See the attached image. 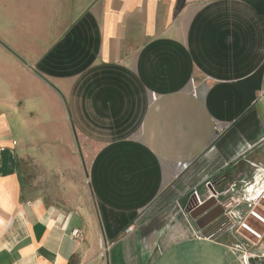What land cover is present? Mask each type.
I'll use <instances>...</instances> for the list:
<instances>
[{
  "label": "crops",
  "instance_id": "1",
  "mask_svg": "<svg viewBox=\"0 0 264 264\" xmlns=\"http://www.w3.org/2000/svg\"><path fill=\"white\" fill-rule=\"evenodd\" d=\"M28 143L68 208L24 198ZM256 168L264 0H0V264H244L207 197Z\"/></svg>",
  "mask_w": 264,
  "mask_h": 264
},
{
  "label": "built area",
  "instance_id": "2",
  "mask_svg": "<svg viewBox=\"0 0 264 264\" xmlns=\"http://www.w3.org/2000/svg\"><path fill=\"white\" fill-rule=\"evenodd\" d=\"M179 166L185 170L191 166V162H180ZM219 194L216 189L212 188L207 197L220 201L225 208L218 232H228L234 235L240 242L235 247L241 252H243L242 244L244 248L249 245L257 246L264 240V232L258 231L247 220L251 217L264 225V169L256 168L252 180L243 183L232 182L228 189L223 192L228 196L227 201L222 202L219 199ZM258 195L260 198H257ZM242 229L253 235L257 242L243 234ZM242 236L244 237L243 243L240 240ZM70 237L72 240H80L82 239V232L79 229H74ZM243 261L245 264L246 253L243 255Z\"/></svg>",
  "mask_w": 264,
  "mask_h": 264
},
{
  "label": "rangeland",
  "instance_id": "3",
  "mask_svg": "<svg viewBox=\"0 0 264 264\" xmlns=\"http://www.w3.org/2000/svg\"><path fill=\"white\" fill-rule=\"evenodd\" d=\"M43 144H35L33 147L30 143L26 145L23 152V166L24 173V189L23 194L26 199H39L48 204L58 205V207H64L59 205L72 204L80 192L77 190H68V185L65 184V177L63 173V165L61 160H54L44 158L42 152ZM255 220V219H253ZM254 228L260 232H264V225L260 222H255L250 219L247 220ZM242 233L248 238L257 242V239L247 231L242 229ZM242 243L244 237L240 238ZM235 245L240 244L238 239L234 240ZM264 250V240H262L257 246L243 247L242 244V259L243 255L255 253V251L261 252Z\"/></svg>",
  "mask_w": 264,
  "mask_h": 264
},
{
  "label": "flooded vegetation",
  "instance_id": "4",
  "mask_svg": "<svg viewBox=\"0 0 264 264\" xmlns=\"http://www.w3.org/2000/svg\"><path fill=\"white\" fill-rule=\"evenodd\" d=\"M223 212H224V210H223ZM215 213H217V211H215ZM211 214H214V212H213V213H211ZM223 214H224V213H223ZM211 216H214V215H211ZM222 217H223V216H222ZM216 224H217V226H218V225H220V224H221V222H217Z\"/></svg>",
  "mask_w": 264,
  "mask_h": 264
},
{
  "label": "water",
  "instance_id": "5",
  "mask_svg": "<svg viewBox=\"0 0 264 264\" xmlns=\"http://www.w3.org/2000/svg\"><path fill=\"white\" fill-rule=\"evenodd\" d=\"M202 208H203V207H202V206H200V207H199V208H197L196 210H197V211H199V210H201Z\"/></svg>",
  "mask_w": 264,
  "mask_h": 264
},
{
  "label": "bare ground",
  "instance_id": "6",
  "mask_svg": "<svg viewBox=\"0 0 264 264\" xmlns=\"http://www.w3.org/2000/svg\"><path fill=\"white\" fill-rule=\"evenodd\" d=\"M257 198H260V195H258Z\"/></svg>",
  "mask_w": 264,
  "mask_h": 264
}]
</instances>
